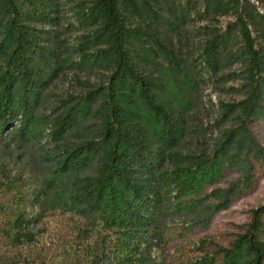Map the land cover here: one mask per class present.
Returning <instances> with one entry per match:
<instances>
[{"label":"rangeland","instance_id":"obj_1","mask_svg":"<svg viewBox=\"0 0 264 264\" xmlns=\"http://www.w3.org/2000/svg\"><path fill=\"white\" fill-rule=\"evenodd\" d=\"M116 2L129 66L166 108L176 141L158 142L169 127L122 77L99 0H0L2 49L13 52L23 36L35 40L36 75L15 86V100L29 101L35 114L78 111V123L59 140L48 128L41 138L22 139L12 131L17 122L0 124V264H140L141 253L151 255L147 264H199L205 253L213 264H228L223 250L264 205V171L245 153L251 138L264 148V0ZM209 50L212 67L204 61ZM4 66L0 53V71ZM251 95L262 108L248 115L242 102ZM117 119L135 138L149 140L154 153L153 161L135 165L130 184H146L150 174L159 188L177 167L200 180L196 193L164 192L151 222L112 221L113 196L120 191L126 203L132 200L116 181L107 183L101 210L84 202L86 179L108 162L95 150L103 126ZM100 143L108 155L113 144ZM81 156L82 164L67 170ZM232 184L239 191L227 209H217L213 191ZM19 215L31 240L17 237ZM258 238L264 246V218ZM236 264L251 261L241 251Z\"/></svg>","mask_w":264,"mask_h":264},{"label":"trees","instance_id":"obj_2","mask_svg":"<svg viewBox=\"0 0 264 264\" xmlns=\"http://www.w3.org/2000/svg\"><path fill=\"white\" fill-rule=\"evenodd\" d=\"M99 4L106 15V24L110 30L114 46L117 53V63L120 70H124L122 77H130L133 83L139 88L140 95L149 104L155 117L162 121L168 129L158 135V142H162L165 147L174 144L176 141V132L173 129V120L166 111V108L159 104L150 89V86L144 78L138 76L129 66V60L123 52L122 39L127 33L126 28L121 24L117 10L116 0H99ZM0 53L4 55L5 66L0 71V124L2 127L18 123V127L13 128L22 139L41 138L44 131L49 129V137L53 140H59L62 134L78 123L76 108L68 110L53 109L49 113H34L31 110L30 102L27 100L16 101L13 96V90L18 84L31 82L36 73L31 67L32 56L35 53V40L23 36L16 40L15 49L8 53L0 46ZM204 61L210 67L213 66V56L211 50L207 52ZM28 90V88H27ZM93 99V98H91ZM244 111L251 115L258 107L255 96L251 95L242 102ZM101 140H108L113 144V148L108 155H105V147L100 143ZM95 147L96 155L100 160L108 161L100 171L98 177L87 178L84 186V202L89 209L93 211L101 210V205H105L109 199L104 195L107 183L116 181L124 188L132 191L131 203H126L123 199V192H118L113 196L115 214L112 221L125 224L128 222L147 223L153 220L151 214L157 206L164 201V192L171 194L175 192L178 195H188L196 193L200 186V180L189 170L177 167L171 175H163L159 181V188L153 186L152 176L149 174V182L133 186L128 181L132 179L134 167L137 164L146 161H153L154 153L152 144L149 140L138 139L125 130V122L117 119L114 122H106L103 126V138L98 140ZM246 155L257 163L264 171V148L254 139L246 147ZM85 160L84 156L76 158L73 164L69 165L67 170L78 168ZM239 191L236 184H232L226 190H214L213 197L217 201V209H227L230 205L229 199ZM112 201V200H111ZM110 202V201H109ZM252 221L246 231L241 234L231 248L224 249V262L236 264L239 259V253L250 258L251 264H264V246L259 241L258 235L262 227L264 218V205L254 209L252 212ZM14 228L17 237L20 239L31 240L32 233L27 230V222L23 215L16 218ZM202 247L205 244L201 242ZM135 252L139 248H134ZM137 255V254H136ZM140 264L151 263L150 254L137 255ZM213 258L205 253L198 261L199 264H213Z\"/></svg>","mask_w":264,"mask_h":264}]
</instances>
